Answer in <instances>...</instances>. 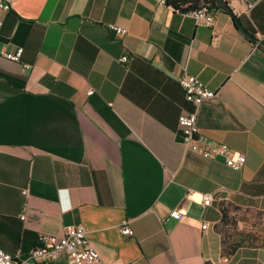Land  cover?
Segmentation results:
<instances>
[{
  "label": "crops",
  "instance_id": "1",
  "mask_svg": "<svg viewBox=\"0 0 264 264\" xmlns=\"http://www.w3.org/2000/svg\"><path fill=\"white\" fill-rule=\"evenodd\" d=\"M225 1L210 28L153 0L0 8V249L81 224L102 264H264V248L223 256L216 229L226 205L264 212V0ZM184 71L215 93L199 135L243 153L240 170L183 145Z\"/></svg>",
  "mask_w": 264,
  "mask_h": 264
},
{
  "label": "built area",
  "instance_id": "2",
  "mask_svg": "<svg viewBox=\"0 0 264 264\" xmlns=\"http://www.w3.org/2000/svg\"><path fill=\"white\" fill-rule=\"evenodd\" d=\"M10 1L0 0V8L8 10ZM153 1L157 5H167V0ZM241 1L245 4L244 12L248 13L253 4L248 0ZM242 13L243 11H239L238 16ZM184 14L190 16L197 26L210 28L214 24V15L210 11L209 5L202 4ZM1 27L2 22L0 21V31ZM107 29L114 34H126V29L114 24H108ZM22 52V48H17L14 52L3 53L2 56L10 61L19 62ZM118 61L121 64H126L130 61V57L122 55ZM23 68L29 69V66L23 65ZM177 83L183 91L186 102L192 106V111L181 113L178 117V126L182 132V143L185 148L206 159H219L232 170H240L246 162L243 153L236 152L224 144L208 143L198 133L197 116L199 108L205 101L214 98L215 93L207 89L196 77L185 71L177 78ZM93 93L92 89L88 91L89 95ZM211 202L212 194L204 193L202 195L203 206H209ZM170 216L175 220L183 218V215L178 211L171 212ZM201 228L203 231L207 230L209 223H203ZM121 234L132 236L133 231L125 224L121 227ZM61 256H66L69 264H102L98 252L88 238L85 227L81 224L62 227L59 236L40 235L37 246L24 255L20 252L9 254L0 249V264H52Z\"/></svg>",
  "mask_w": 264,
  "mask_h": 264
},
{
  "label": "rangeland",
  "instance_id": "3",
  "mask_svg": "<svg viewBox=\"0 0 264 264\" xmlns=\"http://www.w3.org/2000/svg\"><path fill=\"white\" fill-rule=\"evenodd\" d=\"M226 220L221 226L223 234H230L233 240H242L247 247H264V212L237 210L224 207ZM222 233L220 236H223Z\"/></svg>",
  "mask_w": 264,
  "mask_h": 264
},
{
  "label": "trees",
  "instance_id": "4",
  "mask_svg": "<svg viewBox=\"0 0 264 264\" xmlns=\"http://www.w3.org/2000/svg\"><path fill=\"white\" fill-rule=\"evenodd\" d=\"M206 4L209 6H221L227 4L225 0H167V5L173 9L177 10L180 13H186L190 10H194L198 8L200 5ZM235 209L240 210V208L235 207ZM226 220L225 209L221 208V219L220 222L216 225V229L218 234L222 233L221 226L224 225ZM220 236V244H221V253L223 256H231L233 255L239 248L247 247L242 240H233L231 235L226 233ZM252 248V247H249ZM256 248H264V247H256Z\"/></svg>",
  "mask_w": 264,
  "mask_h": 264
},
{
  "label": "water",
  "instance_id": "5",
  "mask_svg": "<svg viewBox=\"0 0 264 264\" xmlns=\"http://www.w3.org/2000/svg\"><path fill=\"white\" fill-rule=\"evenodd\" d=\"M224 6H225L226 8H229V7L227 6V4H224Z\"/></svg>",
  "mask_w": 264,
  "mask_h": 264
}]
</instances>
